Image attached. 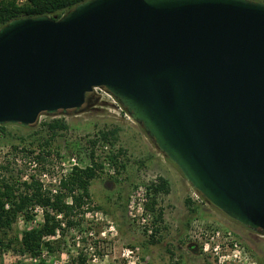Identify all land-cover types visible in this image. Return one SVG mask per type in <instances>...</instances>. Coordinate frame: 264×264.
Returning <instances> with one entry per match:
<instances>
[{"label":"water","instance_id":"95a60500","mask_svg":"<svg viewBox=\"0 0 264 264\" xmlns=\"http://www.w3.org/2000/svg\"><path fill=\"white\" fill-rule=\"evenodd\" d=\"M97 86L211 204L264 232V2L85 0L0 27V125L84 112Z\"/></svg>","mask_w":264,"mask_h":264},{"label":"rangeland","instance_id":"374dc122","mask_svg":"<svg viewBox=\"0 0 264 264\" xmlns=\"http://www.w3.org/2000/svg\"><path fill=\"white\" fill-rule=\"evenodd\" d=\"M54 119H64L68 128L58 130L50 138L52 131L48 123ZM3 126L0 130V165L8 168L0 170L2 175L12 174L15 178L30 180L48 172L51 177H59L64 168L62 163H67L75 153L89 149L92 158L97 156L92 160L93 166L95 162H102L103 167L90 186L91 200L85 205L84 215L74 217L78 224L66 226L56 236L47 237L57 239L53 250L44 249L42 256L36 258L21 251L23 231L39 225L44 219L40 210L31 220L20 214L11 230L0 233L4 242V245L0 243V264H67L71 259H76L79 264H167L172 259L180 260L181 264H264V232L252 230L232 219L203 198L117 99L112 102L96 96L89 108L81 113L73 110L67 114L44 113L32 126L11 123ZM107 126L120 128L116 141H105L96 135L99 129ZM47 138H50V145L44 149L38 147L37 144ZM29 143L34 146L29 147ZM24 146L35 152L24 151ZM40 151L44 152V160L36 156ZM113 155L118 164L111 160ZM122 162L124 169L119 166ZM104 163L114 167L117 175L108 174ZM160 177L168 181L169 192L162 191L157 197L158 207L163 208V218L162 221L155 219L150 233L149 226L132 218L130 198L139 186L158 184ZM114 178L118 181L112 184L110 180ZM46 184L52 185V182ZM149 190L148 202L152 197L151 188ZM187 198L193 201L190 206L186 203ZM190 208L196 211L192 212ZM149 212L156 216L155 212ZM158 227L160 230L155 232ZM218 232L220 236H217ZM228 232L246 251V262L224 258L223 254L233 253L231 244L222 243L219 253L213 249L203 250L201 239L205 235L213 237L210 242L215 245L223 242ZM152 235L158 242L151 241Z\"/></svg>","mask_w":264,"mask_h":264},{"label":"trees","instance_id":"16d2710c","mask_svg":"<svg viewBox=\"0 0 264 264\" xmlns=\"http://www.w3.org/2000/svg\"><path fill=\"white\" fill-rule=\"evenodd\" d=\"M82 1L85 0H25L23 2L19 0H0V27L18 17L39 15L60 17L67 10ZM254 1L264 2V0ZM3 127V125H0V130ZM48 127L52 131L50 137L52 138L58 130L67 129L68 124L64 119H54L48 123ZM119 130L118 126L112 128L107 126L99 129L96 135H99L105 141H116ZM50 138H47L44 142H39L37 144L38 147L44 149L49 146ZM30 146H34V143H29ZM29 147L24 146L23 150L28 153L35 152V149L33 150ZM41 151L36 156L39 160H44V152ZM120 153H122V150H120ZM111 160H114L118 164L116 155L111 156ZM119 166L120 168H125L123 162ZM102 167V162H95L93 167L75 168L62 181L64 190L54 195L44 189L40 180L34 177H31L30 180H23L21 177L15 178L12 174L2 175L0 173V233L11 230L20 214H24L27 220L34 219L35 206L39 205L44 208V221L23 231L20 239L21 251L28 252L32 257L36 258L42 256L44 249L53 250L57 239H47V237L56 236L59 232L64 231L66 226L78 224V221L74 217L78 215L82 217L84 215L85 205L91 200L90 186L92 181L100 176V169ZM7 168V166L0 165V170ZM110 181L114 184L115 181H118V178L111 179ZM149 188H151L152 197L151 201L146 205L147 209L156 213L155 219L162 221L163 208L158 207L157 197L162 191L169 192V183L166 179L160 177L159 183L153 184ZM69 196L72 199V203L67 201ZM203 198L205 197L203 196ZM186 203L190 206L193 201L187 198ZM190 210L192 212L196 211L195 208H190ZM159 230L158 227L155 229V232ZM151 241L155 243L158 242V239L152 235ZM0 243L4 245L1 236ZM11 243L12 241L8 245L10 246ZM80 258L84 261L82 255H79ZM67 264H79V262L76 259H71ZM167 264H181V262L180 260L172 259Z\"/></svg>","mask_w":264,"mask_h":264},{"label":"built area","instance_id":"2783aa9c","mask_svg":"<svg viewBox=\"0 0 264 264\" xmlns=\"http://www.w3.org/2000/svg\"><path fill=\"white\" fill-rule=\"evenodd\" d=\"M20 2H23L25 0H19ZM97 96V98H104L112 102H116V98L111 94L109 90H107L104 87H94L93 91L91 92ZM118 100V99H117ZM39 120V119H38ZM107 148V146H106ZM92 151L89 149V151H83L81 154L75 153L70 157V159L64 163V168L61 169L62 175L59 177L53 176L51 177L48 172H43L40 174L38 180L43 184L44 189L48 190L52 195L57 194L60 191H63L64 188L62 186V181L70 175L75 168H86L88 166L93 167L92 160L96 159L95 157H91ZM37 162L35 161V164ZM104 170L108 174H114L117 175V170L114 167H111L109 163H104ZM46 182H52V185H47ZM153 182L156 183L157 179L154 177ZM149 187L145 186H139L138 190L136 193H134L131 198H130V214L133 219H136L137 222L142 223L143 226L148 227L149 232H152V225L155 221V216L152 212H149L147 209V202H148V196L150 195L149 192ZM69 203H72V199L68 201ZM41 211L44 219V208L42 206L36 205L35 206V217L37 215V211ZM135 210L136 213H133ZM35 219V218H34ZM151 227V228H150ZM150 228V229H149ZM217 236H220V232L217 233ZM202 238V236H201ZM210 239L212 240L213 237H208L205 235L204 239H201V245L203 247V250L205 252L213 249L214 252L219 253L220 249H222V243L225 245L227 244L228 246L231 244L233 245V253H227L223 254L224 258L240 262V260H244L246 262V251L240 247L238 241L236 238L233 236L232 233L228 232L225 237L224 241L216 243L213 245L210 242Z\"/></svg>","mask_w":264,"mask_h":264},{"label":"flooded vegetation","instance_id":"af4514ba","mask_svg":"<svg viewBox=\"0 0 264 264\" xmlns=\"http://www.w3.org/2000/svg\"><path fill=\"white\" fill-rule=\"evenodd\" d=\"M95 101V95L93 93L88 94V103L89 105L92 104V102Z\"/></svg>","mask_w":264,"mask_h":264}]
</instances>
